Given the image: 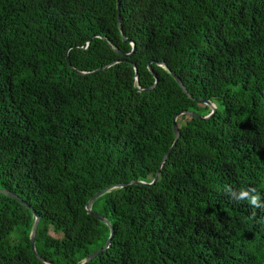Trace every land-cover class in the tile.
Instances as JSON below:
<instances>
[{
    "label": "trees",
    "instance_id": "1",
    "mask_svg": "<svg viewBox=\"0 0 264 264\" xmlns=\"http://www.w3.org/2000/svg\"><path fill=\"white\" fill-rule=\"evenodd\" d=\"M121 184L85 264H264V0H0V264H45L32 211L81 264Z\"/></svg>",
    "mask_w": 264,
    "mask_h": 264
},
{
    "label": "water",
    "instance_id": "2",
    "mask_svg": "<svg viewBox=\"0 0 264 264\" xmlns=\"http://www.w3.org/2000/svg\"><path fill=\"white\" fill-rule=\"evenodd\" d=\"M117 13H118V24H119V28H120V31L122 33V29H121V19H120V8H119V3L117 2ZM122 37H123V41L124 42H128L131 46H132V50L130 53L128 54H124L120 51H117V53L120 55V56H124V57H130L134 50H135V44L132 42V41H129L126 39V37L123 35L122 33ZM92 38H90L91 40ZM89 40V41H90ZM130 64L134 67V70H135V80L137 81L138 80V73L136 71V68H135V65L133 63L130 62ZM70 66V64H69ZM110 66H112V64H109L103 68H100L92 73H96V72H100V71H103L107 68H109ZM159 66H164L163 63H159ZM149 71L151 72V74L155 77V74L154 72L150 69V67H148ZM169 74H171V76L174 78V80L176 81V83L180 86V88L183 90V92L188 96V98L192 99L191 95L188 93L186 87L184 86V84L182 83V81L180 80V78L178 76L175 75L174 72L168 70ZM77 73L79 74H87L85 72H81V71H77ZM157 83V79L155 80V83L154 85ZM153 86H151L150 88L148 89H145V90H141L140 91H147V90H150L152 89ZM199 102H202L204 103L206 106H209L211 108V112L206 115V116H199L197 115L196 113H193V112H189V111H184V112H181V113H178L176 115L173 116V119H172V122H173V131H174V143L173 145L170 147V149L166 152V154L164 155L163 159H162V163L160 165V167L162 166V164L167 160V158L169 157L171 151L173 150V148L175 147V144L180 136V132H179V129H178V126H177V119L181 116V115H188L192 118H196V119H201V120H207L209 117H211L212 115L215 114L216 112V106L213 104V103H210L209 101H201L199 100ZM160 167L159 169L157 170L156 174H155V177L154 179L152 180L151 183H145V182H140V181H132L131 183L132 184H136V185H153L155 184V182L157 181L158 177H159V173H160ZM126 184H121V185H118V186H113V187H110V188H107V189H104L98 193H96L94 196H92L90 198V200L88 201V203L86 204V211L89 213V214H94V216L100 220L101 222L105 223L109 229H110V234H109V238L106 242V244L104 245V247L94 253H92L91 255H89L86 259H84L81 264H85L87 262H90L91 260L95 259L97 256H99L103 251L107 250L111 244V241H112V237L114 235V230L113 228L110 226L109 222L104 218L102 217L101 215L97 214V213H94L92 212L91 210V207H92V204L93 202L98 199L99 197H101L102 195H104L105 193H108L110 192L111 190L113 189H116V188H120V187H124ZM0 192L6 194L7 196L17 200L19 203L23 204L24 206H26L27 208L30 209V206L26 203H24L20 198H18L17 196H15L13 193H10V192H4L2 190H0ZM32 214H33V217H34V223H33V226H32V229H31V232H30V243H31V249H32V252L34 253V255L43 263L45 264H53V263H50V262H46L43 258H41L36 250H35V234H36V230H37V226H38V223H39V216H37L36 212L35 211H32Z\"/></svg>",
    "mask_w": 264,
    "mask_h": 264
},
{
    "label": "clouds",
    "instance_id": "3",
    "mask_svg": "<svg viewBox=\"0 0 264 264\" xmlns=\"http://www.w3.org/2000/svg\"><path fill=\"white\" fill-rule=\"evenodd\" d=\"M226 192H232V189L226 188ZM249 192L254 193V195L249 196ZM234 197V194L231 196ZM236 200H247L251 206L254 208H259L264 210V204L260 203V195L256 192L255 188H247V189H241V195L238 198H234Z\"/></svg>",
    "mask_w": 264,
    "mask_h": 264
},
{
    "label": "rangeland",
    "instance_id": "4",
    "mask_svg": "<svg viewBox=\"0 0 264 264\" xmlns=\"http://www.w3.org/2000/svg\"><path fill=\"white\" fill-rule=\"evenodd\" d=\"M98 211H99V212H102V209H101V208H99V209H98Z\"/></svg>",
    "mask_w": 264,
    "mask_h": 264
}]
</instances>
